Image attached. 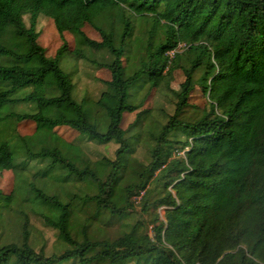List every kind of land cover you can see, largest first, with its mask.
Listing matches in <instances>:
<instances>
[{"label": "trees", "instance_id": "1", "mask_svg": "<svg viewBox=\"0 0 264 264\" xmlns=\"http://www.w3.org/2000/svg\"><path fill=\"white\" fill-rule=\"evenodd\" d=\"M0 59V264H264V0H0Z\"/></svg>", "mask_w": 264, "mask_h": 264}, {"label": "rangeland", "instance_id": "2", "mask_svg": "<svg viewBox=\"0 0 264 264\" xmlns=\"http://www.w3.org/2000/svg\"><path fill=\"white\" fill-rule=\"evenodd\" d=\"M40 30H42V37L39 40V43L44 46L45 48L48 49L49 51V56H52V54L54 53L55 49L57 47H59V44L61 43V39L58 35V33L56 32L53 24L51 23L50 20L48 19H41V23H40ZM1 60V59H0ZM86 70V69H84ZM90 70V69H89ZM91 73L95 76V77H101L103 79H107L108 78V74L106 72H100V71H93L90 70ZM175 78V81L173 82V79ZM170 80V83L172 84V86L174 88H177V83L179 82V80L181 79V76L177 75L176 77H174ZM76 85H77V90H79L80 94H84L85 91L89 90V83H86V80L84 79L83 76H80V78L78 77L76 79ZM95 88H97V86L94 85ZM93 86L90 87V89H92ZM167 88L164 87L163 88V92L167 93ZM153 99L151 101V103L153 104ZM156 101V99H155ZM159 101H161V103H163L164 105H166V103L164 102V100L161 98ZM192 110L187 111L185 114L186 116H189L192 114ZM22 134H31L30 138H31V147L35 152H39L41 150V148L43 146H49L51 147L53 144V135L51 134V131H49L48 129H40V131L33 133V130H31L30 132L26 131L25 128L21 129ZM145 154L140 153V155H138L139 157L137 158H133L131 159V165L134 167L137 165V162H139ZM94 170L97 172V174L99 175V177L103 180H106L109 174V168H107V166L104 163H97L95 164ZM0 177L1 178H5L6 174L3 173L2 171H0ZM163 211V209H162Z\"/></svg>", "mask_w": 264, "mask_h": 264}, {"label": "built area", "instance_id": "3", "mask_svg": "<svg viewBox=\"0 0 264 264\" xmlns=\"http://www.w3.org/2000/svg\"><path fill=\"white\" fill-rule=\"evenodd\" d=\"M183 48H184V45L181 44V45L178 47V50H176V51H178V52H182V49H183ZM176 51H172V52H170L169 55H170V56H174V54H175ZM178 155H179V156H184V152H179ZM143 194H144V193H143ZM143 194H142V195H143ZM137 200L140 201V200H141V196L138 197Z\"/></svg>", "mask_w": 264, "mask_h": 264}]
</instances>
